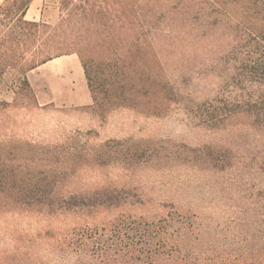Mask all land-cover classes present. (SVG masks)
<instances>
[{"label":"trees","instance_id":"obj_1","mask_svg":"<svg viewBox=\"0 0 264 264\" xmlns=\"http://www.w3.org/2000/svg\"><path fill=\"white\" fill-rule=\"evenodd\" d=\"M33 1L5 0L0 4V75L13 70L20 76L16 98L5 107L17 114L9 121L10 126L7 124L8 140L0 139V219L28 214L41 217L50 226L36 239L28 240L23 258L7 257L4 261L264 264V209L258 206L262 197L253 198L248 209L228 211L226 224L217 213H194L173 202L161 205L160 213L149 219L131 211L142 204V198L132 190L109 184L89 193L70 191L71 178L87 163L79 162L78 145L71 141L54 146L35 144L17 134L16 126L23 112L40 109L27 75L68 55H77L81 61L93 100L87 112L102 121L122 108L163 117L176 95L157 44H169L167 30L171 24L193 29V34L199 21V30L212 33L219 27L222 31L218 42L227 53L226 65L233 62L235 73L225 78L219 97L193 112L210 131L250 130L261 138L263 146L264 0H54L59 18L53 24L27 19ZM192 4L196 7L186 19L173 23L170 16H165L180 5L189 8ZM197 5L202 6L200 11ZM207 40L211 53L214 39L209 36ZM20 97L30 102L20 103ZM112 143L101 146V155H113L119 158L116 163L129 166L142 162L144 151L139 144L117 141L114 149ZM89 152L84 145L83 153ZM214 156L209 151L205 159L212 169L224 172L234 166L226 155ZM95 164L102 166L100 161ZM252 166L264 173V157L254 158ZM101 211L118 214L101 227L87 221V212ZM80 214L86 220L81 227L55 228L52 224L58 217ZM36 247H44L41 255Z\"/></svg>","mask_w":264,"mask_h":264},{"label":"rangeland","instance_id":"obj_2","mask_svg":"<svg viewBox=\"0 0 264 264\" xmlns=\"http://www.w3.org/2000/svg\"><path fill=\"white\" fill-rule=\"evenodd\" d=\"M197 1L200 0H195V3ZM183 5L165 16H170L173 23L177 19V22L186 19L196 4L190 6L192 9ZM197 7L200 11L202 6ZM58 18L54 0L35 1L27 14L28 20L44 19L52 24ZM197 18L200 20L201 16ZM196 23L197 33L194 31L193 34V29L187 31L182 26L169 24V44H157V52L176 95L163 117L122 108L102 121L87 112L85 109L93 104V100L84 70L77 55H68L56 58L27 75L40 109L30 113L25 111L17 117V134L39 145L54 146L70 141L78 145L77 155L82 159L79 162L87 160V163L84 162L85 166H80L81 169L73 175L69 190L89 193L109 184L132 190L142 198V204H137L131 211L149 219L160 213L161 205L172 202L194 213H217L218 219L224 217L225 224L229 219L228 211L235 207L248 209L256 196L262 197L258 206L264 209V173L255 171V166H252L254 158L264 157V142L262 146L261 138L242 128L210 131L203 125L201 117L193 112L196 107L219 97L225 78L235 73L233 62L225 63L227 53L222 42H218L222 39L219 27L209 33L200 31L199 21ZM209 36L215 44L211 53L206 46ZM19 78L13 70L0 75V103L3 105V108L0 106V127L3 126L0 139L3 141L8 140L9 121L17 114L5 107L16 98ZM21 102L28 104L30 101L20 97ZM67 139L70 140L67 142ZM109 141L115 142L111 145L114 149L117 141L139 144L144 151L142 162L129 166L116 163L119 158L113 155L104 157L101 146ZM84 145L90 151L89 155L83 153ZM209 151L214 153V157L226 155L234 166L224 172L212 169L205 162ZM98 161L102 166L95 164ZM87 214L90 216L87 221L101 227L118 211ZM80 216L64 215L54 219L52 224L55 228L81 227L86 220ZM49 226L41 217L28 214L2 217L0 264H10V261H4L7 257L23 258L28 240L36 239L37 234ZM43 248L36 247V251L41 255Z\"/></svg>","mask_w":264,"mask_h":264},{"label":"crops","instance_id":"obj_3","mask_svg":"<svg viewBox=\"0 0 264 264\" xmlns=\"http://www.w3.org/2000/svg\"><path fill=\"white\" fill-rule=\"evenodd\" d=\"M4 1H5V0H0V4H2ZM35 1H37V0H34L33 3H32V5L34 4ZM42 1H43V0H42ZM32 5H31V6H32ZM30 8H31V7H30ZM29 10H30V9H29ZM28 12H29V11H28ZM27 14H28V13H27Z\"/></svg>","mask_w":264,"mask_h":264},{"label":"bare ground","instance_id":"obj_4","mask_svg":"<svg viewBox=\"0 0 264 264\" xmlns=\"http://www.w3.org/2000/svg\"><path fill=\"white\" fill-rule=\"evenodd\" d=\"M60 66V65H59Z\"/></svg>","mask_w":264,"mask_h":264}]
</instances>
